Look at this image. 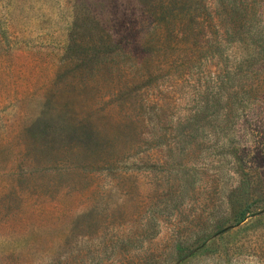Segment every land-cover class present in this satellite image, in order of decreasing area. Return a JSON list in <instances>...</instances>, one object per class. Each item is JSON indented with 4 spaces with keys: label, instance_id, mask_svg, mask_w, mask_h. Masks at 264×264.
I'll return each instance as SVG.
<instances>
[{
    "label": "rangeland",
    "instance_id": "374dc122",
    "mask_svg": "<svg viewBox=\"0 0 264 264\" xmlns=\"http://www.w3.org/2000/svg\"><path fill=\"white\" fill-rule=\"evenodd\" d=\"M200 2L0 0V264H264V84L227 102L229 137L182 150L216 65L197 60Z\"/></svg>",
    "mask_w": 264,
    "mask_h": 264
},
{
    "label": "trees",
    "instance_id": "16d2710c",
    "mask_svg": "<svg viewBox=\"0 0 264 264\" xmlns=\"http://www.w3.org/2000/svg\"><path fill=\"white\" fill-rule=\"evenodd\" d=\"M215 1L218 8H213L214 2L204 3L201 0L196 14L201 30L200 43L196 49L199 51L197 60H215L216 65L212 73H207V76L212 75V79L199 82L197 105L181 127L183 151L190 143L198 145L205 153L214 149L216 142L206 146L205 142L209 141L206 138L228 136L229 117L224 113L227 102L231 100L237 103L235 109L239 112L247 97L256 98L261 94L259 89L264 84V0ZM222 101H226L225 106L221 104ZM221 117L225 120L219 123ZM228 142L221 147L222 151ZM225 154L222 159L226 158ZM207 158H210V154L203 157ZM219 178L221 185L225 186L224 179L220 175ZM228 189H222L226 193L223 196L224 203L233 207L235 203ZM255 208L254 202L246 204L232 216L231 226L235 227L253 216ZM225 222L226 216L218 217L215 227L221 229ZM207 229L198 228L188 235L180 236L172 246V256L179 262L198 256L206 247L203 238Z\"/></svg>",
    "mask_w": 264,
    "mask_h": 264
}]
</instances>
